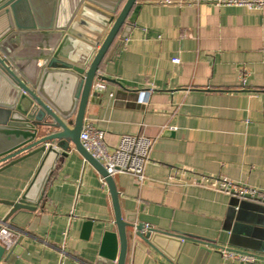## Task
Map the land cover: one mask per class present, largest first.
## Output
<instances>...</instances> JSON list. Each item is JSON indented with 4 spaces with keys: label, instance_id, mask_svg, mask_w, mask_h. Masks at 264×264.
Here are the masks:
<instances>
[{
    "label": "crops",
    "instance_id": "crops-1",
    "mask_svg": "<svg viewBox=\"0 0 264 264\" xmlns=\"http://www.w3.org/2000/svg\"><path fill=\"white\" fill-rule=\"evenodd\" d=\"M244 1L253 0H137L125 39H116L99 67L109 81L94 84L100 102L87 106L84 126L103 131L109 149L122 135L153 139L142 183L112 177L122 216L222 247L202 255L191 241L177 252L170 241L157 240L155 250L129 238L126 264H172L176 252L174 264H264V225L251 216L257 212L247 208L236 219L231 211L234 202L264 204L216 187L225 178L264 191V7L237 3ZM39 157L0 173L1 200L21 197ZM100 177L70 145L47 173L36 209L0 224L14 240L0 264H98L104 233L115 232ZM9 210L0 204V221ZM219 249L255 259L224 258Z\"/></svg>",
    "mask_w": 264,
    "mask_h": 264
},
{
    "label": "water",
    "instance_id": "water-1",
    "mask_svg": "<svg viewBox=\"0 0 264 264\" xmlns=\"http://www.w3.org/2000/svg\"><path fill=\"white\" fill-rule=\"evenodd\" d=\"M136 1L0 0V173L40 156L38 169L21 197L16 201L0 199V204L10 208L0 224L18 210L36 209L47 173L59 157L68 155L72 145L104 178L111 198L115 232L104 233L98 264H126L129 238L155 250L157 240L176 243L177 252L183 241L197 243L202 255L222 248L145 229L133 217H123L113 178L80 142L87 106L100 102L94 84L109 81L98 73L99 67L116 39H125V22ZM251 207L234 202L231 211L240 219L247 208L252 209L257 213L251 216L264 225V207ZM92 225L86 221L84 229ZM229 241L239 244L235 235ZM251 243L245 245L255 248ZM177 252L167 259L170 263L174 264ZM12 253L0 240V261Z\"/></svg>",
    "mask_w": 264,
    "mask_h": 264
},
{
    "label": "built area",
    "instance_id": "built-area-1",
    "mask_svg": "<svg viewBox=\"0 0 264 264\" xmlns=\"http://www.w3.org/2000/svg\"><path fill=\"white\" fill-rule=\"evenodd\" d=\"M237 3L248 8L260 9L264 7V0ZM173 62H177V60L174 59ZM94 89L99 91L101 88L94 85ZM79 139L82 147L102 164L109 176L113 177L115 174L123 173L132 175L139 183L145 180V167L150 159L153 139L145 135H122L117 145L109 149L104 140V132L90 126H83ZM100 181L102 184L105 183L103 177H100ZM216 187L227 195L264 204V191L242 186L225 178L216 182ZM148 228L145 226V229ZM0 240L6 244L7 248L13 245V236L7 227L0 228ZM219 251L224 258L243 262H252L255 259V256L249 253L228 249H219Z\"/></svg>",
    "mask_w": 264,
    "mask_h": 264
}]
</instances>
